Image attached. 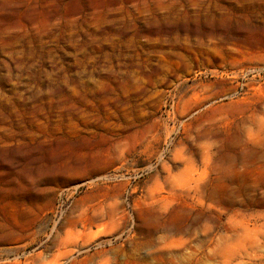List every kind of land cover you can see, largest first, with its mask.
I'll return each mask as SVG.
<instances>
[{
    "label": "rangeland",
    "instance_id": "374dc122",
    "mask_svg": "<svg viewBox=\"0 0 264 264\" xmlns=\"http://www.w3.org/2000/svg\"><path fill=\"white\" fill-rule=\"evenodd\" d=\"M0 264H264V0H0Z\"/></svg>",
    "mask_w": 264,
    "mask_h": 264
}]
</instances>
